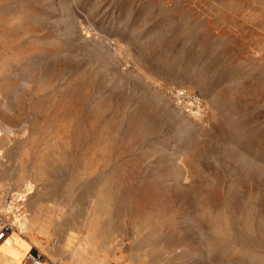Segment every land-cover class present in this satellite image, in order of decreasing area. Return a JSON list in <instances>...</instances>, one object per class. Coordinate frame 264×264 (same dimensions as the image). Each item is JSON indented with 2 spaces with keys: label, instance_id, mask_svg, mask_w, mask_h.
<instances>
[{
  "label": "rangeland",
  "instance_id": "rangeland-1",
  "mask_svg": "<svg viewBox=\"0 0 264 264\" xmlns=\"http://www.w3.org/2000/svg\"><path fill=\"white\" fill-rule=\"evenodd\" d=\"M0 129L55 264H264V0H0Z\"/></svg>",
  "mask_w": 264,
  "mask_h": 264
},
{
  "label": "crops",
  "instance_id": "crops-1",
  "mask_svg": "<svg viewBox=\"0 0 264 264\" xmlns=\"http://www.w3.org/2000/svg\"><path fill=\"white\" fill-rule=\"evenodd\" d=\"M4 153L3 150V156ZM2 165L0 166V180L2 184H5V179H2L3 177L5 178V168ZM3 191L0 188V218L5 214V200L7 202L9 198L8 195L5 196V192ZM39 239V236L31 231L29 219L24 220L23 218L17 230L0 243V264H22V260L27 252L30 250L39 251L38 249L48 252L47 257H45L46 264H55L53 262L55 261L54 252L47 248L46 241H40Z\"/></svg>",
  "mask_w": 264,
  "mask_h": 264
},
{
  "label": "built area",
  "instance_id": "built-area-1",
  "mask_svg": "<svg viewBox=\"0 0 264 264\" xmlns=\"http://www.w3.org/2000/svg\"><path fill=\"white\" fill-rule=\"evenodd\" d=\"M26 197L11 200L7 199L8 206L5 208V214L0 218V243L10 234L17 230V225L24 214V203ZM22 264H46L45 256L37 250H30L22 260Z\"/></svg>",
  "mask_w": 264,
  "mask_h": 264
},
{
  "label": "bare ground",
  "instance_id": "bare-ground-1",
  "mask_svg": "<svg viewBox=\"0 0 264 264\" xmlns=\"http://www.w3.org/2000/svg\"><path fill=\"white\" fill-rule=\"evenodd\" d=\"M2 137V130L0 129V138ZM2 139V138H1ZM32 188V185L31 184H28V193L30 194L32 192L31 190ZM28 195V194H27ZM26 196V195H25ZM24 195L20 196L19 198H22V197H25ZM26 215H24L21 220L19 221V223L23 220V218L25 217ZM19 223L17 225V227L19 226Z\"/></svg>",
  "mask_w": 264,
  "mask_h": 264
}]
</instances>
